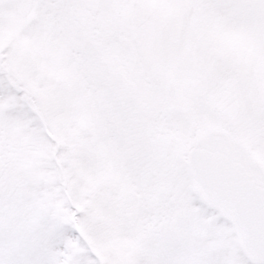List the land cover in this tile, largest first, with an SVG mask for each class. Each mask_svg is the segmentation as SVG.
Returning <instances> with one entry per match:
<instances>
[{
	"label": "snow or ice",
	"instance_id": "obj_1",
	"mask_svg": "<svg viewBox=\"0 0 264 264\" xmlns=\"http://www.w3.org/2000/svg\"><path fill=\"white\" fill-rule=\"evenodd\" d=\"M0 264H264V0H0Z\"/></svg>",
	"mask_w": 264,
	"mask_h": 264
}]
</instances>
